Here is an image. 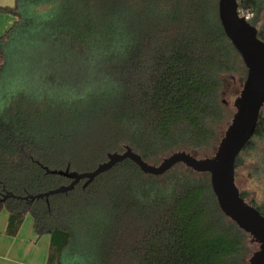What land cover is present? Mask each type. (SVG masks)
Wrapping results in <instances>:
<instances>
[{
	"label": "trees",
	"instance_id": "1",
	"mask_svg": "<svg viewBox=\"0 0 264 264\" xmlns=\"http://www.w3.org/2000/svg\"><path fill=\"white\" fill-rule=\"evenodd\" d=\"M239 4L264 41V0ZM0 12L14 16L0 36V196L69 184L49 170L89 171L126 146L149 163L216 150L233 117L226 80L247 75L218 0H15ZM256 139L262 112L236 168ZM83 185L0 202L7 234L32 215L51 237L46 264H247L255 250L208 173L178 164L155 176L126 159Z\"/></svg>",
	"mask_w": 264,
	"mask_h": 264
},
{
	"label": "water",
	"instance_id": "2",
	"mask_svg": "<svg viewBox=\"0 0 264 264\" xmlns=\"http://www.w3.org/2000/svg\"><path fill=\"white\" fill-rule=\"evenodd\" d=\"M239 0H218V17L224 32L240 54L247 68V75L240 94L234 101L235 112L211 156L199 157L186 151H175L163 157L159 163H149L130 146L124 151L107 153L106 160L89 171L78 172L69 167L49 170L71 179L69 184L35 195L18 196L8 192L0 196V202L9 198H47L58 193H68L82 180L83 187L91 184L99 175L111 170L118 163L130 159L145 174L163 175L178 164L199 173H208L212 190L223 213L242 228L257 247L247 264H264V214L241 195L236 184V159L244 146L254 136L261 112L264 108V41L258 29L239 10Z\"/></svg>",
	"mask_w": 264,
	"mask_h": 264
},
{
	"label": "crops",
	"instance_id": "3",
	"mask_svg": "<svg viewBox=\"0 0 264 264\" xmlns=\"http://www.w3.org/2000/svg\"><path fill=\"white\" fill-rule=\"evenodd\" d=\"M15 0H0V6L13 7ZM14 16L0 12V36L11 26ZM9 211L0 212V264H46L50 235L39 236L34 228V218L27 214L17 235L7 234Z\"/></svg>",
	"mask_w": 264,
	"mask_h": 264
},
{
	"label": "rangeland",
	"instance_id": "4",
	"mask_svg": "<svg viewBox=\"0 0 264 264\" xmlns=\"http://www.w3.org/2000/svg\"><path fill=\"white\" fill-rule=\"evenodd\" d=\"M261 23H264V16ZM244 81L241 74H232L226 80L222 102L232 116L235 112L234 101L240 94ZM262 113L264 114V108ZM241 157L243 164L236 168V184L248 200L254 199L262 204L264 203V170L260 167V161L264 159V139H256L253 149L243 152ZM253 245L254 248L257 247Z\"/></svg>",
	"mask_w": 264,
	"mask_h": 264
},
{
	"label": "built area",
	"instance_id": "5",
	"mask_svg": "<svg viewBox=\"0 0 264 264\" xmlns=\"http://www.w3.org/2000/svg\"><path fill=\"white\" fill-rule=\"evenodd\" d=\"M240 13H241L243 16H246L248 19L252 17V15H251L250 13H248V12L245 13V12L240 11Z\"/></svg>",
	"mask_w": 264,
	"mask_h": 264
}]
</instances>
